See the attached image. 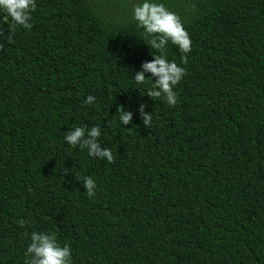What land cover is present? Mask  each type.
Instances as JSON below:
<instances>
[{"label": "trees", "instance_id": "trees-1", "mask_svg": "<svg viewBox=\"0 0 264 264\" xmlns=\"http://www.w3.org/2000/svg\"><path fill=\"white\" fill-rule=\"evenodd\" d=\"M157 2L190 38L163 51L184 69L171 106L131 79L161 54L137 0H35L31 27L0 23V264H26L33 231L70 264H264V0ZM93 125L111 162L63 140Z\"/></svg>", "mask_w": 264, "mask_h": 264}, {"label": "clouds", "instance_id": "clouds-1", "mask_svg": "<svg viewBox=\"0 0 264 264\" xmlns=\"http://www.w3.org/2000/svg\"><path fill=\"white\" fill-rule=\"evenodd\" d=\"M35 8V0H0V23L13 26L31 27L30 13ZM131 18L137 27L148 37L147 45L152 50H159L161 54L153 52L152 59L143 62L139 70H134L131 79L136 84H143L145 79L151 81V87L144 95L149 98L162 97L168 105L176 103L174 86L180 81L184 69L175 61L167 60L163 51L167 43L176 45L182 53L190 49V38L183 28L179 18L157 0H137L131 9ZM183 63V57L181 58ZM145 73H150L146 76ZM155 77V80L152 78ZM85 103H94V97L88 96ZM121 125H127L132 120V113L122 105L116 108ZM140 118L145 126L151 121V113L144 112V105L139 107ZM101 135L98 126H73L64 134L63 140L69 146H79L87 150L89 157L103 158L109 162L113 159L111 150L99 147L98 137ZM84 188L89 197L94 195V180L89 176L81 177ZM22 223V222H21ZM26 264H70V248L67 244L61 246L54 232L33 231L25 253Z\"/></svg>", "mask_w": 264, "mask_h": 264}]
</instances>
